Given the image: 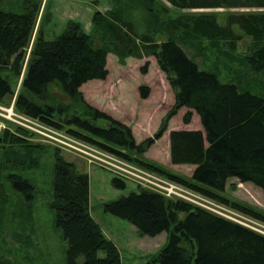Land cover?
Listing matches in <instances>:
<instances>
[{
	"label": "trees",
	"instance_id": "1",
	"mask_svg": "<svg viewBox=\"0 0 264 264\" xmlns=\"http://www.w3.org/2000/svg\"><path fill=\"white\" fill-rule=\"evenodd\" d=\"M131 1L128 8L134 7ZM136 1L147 15L148 31L139 34L126 10L114 9L105 15L98 11L93 23L109 46L97 48L77 21L68 22L55 40H46L41 27L46 15L42 14L38 25L43 4L27 2L23 14L0 10V104L9 106L8 99L15 97L18 112L264 223V213L223 197L232 178L264 193V96L240 89L236 82L222 83L218 73L201 69L182 46L206 41L225 59L264 75V11L194 12L264 9V0H164L171 8L160 0ZM160 31L166 37L162 42L155 40ZM246 37L252 39L250 52L238 54L239 43ZM110 53L121 61L128 56L155 57L175 90L174 107L157 133L142 143H137L131 127L88 104L81 92L85 84L108 78ZM229 73L237 79L240 69L230 68ZM21 78L16 95L14 82ZM139 92L143 100L150 97L147 86ZM183 108L189 110L184 124L192 123L195 112L203 128L169 135L172 165L195 167L189 180L143 159ZM33 137L12 124L0 132V192L4 179L23 193L26 202L32 201L35 187L14 171L39 167L48 150L31 141ZM54 160L52 208L56 227L68 243L67 264H122L120 250L92 216L89 175L59 149ZM127 183L117 176L113 180L117 189H126ZM105 212L129 221L140 236L167 233V245L147 264H264L263 235L182 200L139 187L138 192L106 204ZM0 264L9 263L0 257Z\"/></svg>",
	"mask_w": 264,
	"mask_h": 264
},
{
	"label": "rangeland",
	"instance_id": "2",
	"mask_svg": "<svg viewBox=\"0 0 264 264\" xmlns=\"http://www.w3.org/2000/svg\"><path fill=\"white\" fill-rule=\"evenodd\" d=\"M134 1L136 2L133 3L134 7L128 8L127 5L132 3L131 0H3L0 1V10L23 14L27 2L43 4L38 25L42 14L46 15L41 23L46 40H55L64 32L68 22L77 21L83 25L97 48L109 46V43L103 38V32L98 30L93 23L94 15L98 11L105 15L114 9L126 10L129 12L128 19L134 23L139 34L148 31L147 15L141 5L136 0ZM160 1L167 8H171L168 2ZM208 11L224 15L230 11L259 12L264 9H232L228 11L217 9L194 12ZM165 19L162 17V21ZM36 35L35 33L28 49L27 60ZM165 38L161 31L155 36V40L158 42H162ZM252 45L251 38H244L239 43L238 54L245 55L250 52ZM182 46L201 69L218 73L222 83L236 82L235 84H240V89L264 96V75L250 73L240 64L225 59L222 53L214 50L206 41L200 42L196 46L185 44ZM144 68L146 71H143ZM230 68L240 69L239 78L236 79L229 73ZM107 69L109 70L107 80L93 81L81 89L85 101L131 127L137 143H142L153 137L165 116L175 105V90L171 86L168 76L161 71L156 58L145 56L138 59L128 56L124 61H121L116 54L110 53ZM21 81L22 78L18 82H14L16 95L19 93ZM142 86H147L150 89V97L146 100L140 97L139 88ZM15 99V97L11 100L8 99L9 106L0 105L10 108L12 103H15ZM188 111L186 108L179 111L177 116L170 121L168 131L163 138L148 150L143 159L165 168H167L165 165H168L171 172L189 180L193 174L191 168L188 166L180 168L181 166L172 165L168 160L170 132L178 130L203 131L200 118L195 112H193L191 126L184 124L183 118ZM16 112L18 111L16 110ZM30 139L43 144L48 150L41 157L39 167L32 170L22 169V167L14 169V172L22 175L34 185L35 193L31 202H26L21 196L22 192H17L11 184L4 179L1 180L3 192H0V257L2 259L9 264H67L68 243L64 240L62 231L56 227L55 210L52 208L54 152L56 149L61 151L66 160L78 164V169L89 175L92 216L102 227L106 237L113 241L120 250L122 264H147L165 248L168 242L166 232L154 238L143 237L129 221L105 212L106 204L129 196L132 192H138V188L141 186L127 180L126 189H117L113 186V180L117 176L113 171L95 164L89 165L86 158L60 149L53 144L41 142L39 137ZM223 197L230 203L251 207L264 213V193L252 184H241L237 179L232 178L228 182ZM209 199H207L208 205L216 213L237 219L251 227L260 228L259 225H264L263 222L239 212L230 205ZM181 218L184 216L181 215ZM247 221H251L250 224ZM101 256L104 254L101 253ZM79 261L82 262L83 259L80 258Z\"/></svg>",
	"mask_w": 264,
	"mask_h": 264
},
{
	"label": "built area",
	"instance_id": "3",
	"mask_svg": "<svg viewBox=\"0 0 264 264\" xmlns=\"http://www.w3.org/2000/svg\"><path fill=\"white\" fill-rule=\"evenodd\" d=\"M9 124L28 131L36 138L39 137L41 142L53 144L60 149L86 158L89 165L95 164L111 170L117 175V177L131 180L139 186L158 193L168 199L182 200L192 205H198V207L202 209L238 223L264 236V225H259L260 228L253 226V228L237 219L235 220L231 217L228 218L216 213L208 205L207 199L209 198L204 195L180 183L169 180L156 172L142 168L96 145L80 140L68 133H63L61 130L46 125L38 119L18 113L15 110L14 102L10 108L0 105V132L9 128ZM247 222L250 224L251 221Z\"/></svg>",
	"mask_w": 264,
	"mask_h": 264
},
{
	"label": "crops",
	"instance_id": "4",
	"mask_svg": "<svg viewBox=\"0 0 264 264\" xmlns=\"http://www.w3.org/2000/svg\"><path fill=\"white\" fill-rule=\"evenodd\" d=\"M109 77V76H108ZM107 80V79H106ZM94 81H99V80H94ZM91 82H93V81H91ZM91 82H89V83H91ZM88 84V83H87ZM87 84H85V85H87ZM84 85V86H85ZM83 86V87H84ZM83 87L81 88V89H83ZM192 124V123H191ZM191 124H189L188 126H191ZM189 129V128H188ZM187 131H195V130H187ZM171 133V132H170ZM170 135V134H169ZM168 160H169V162H171V159H170V149H169V157H168ZM172 164V163H171ZM78 165V164H77ZM168 169H170V167H168V165H165ZM181 167L180 168H183L184 166H187V165H180ZM188 168H191V173H193V171L195 170V167L194 166H188Z\"/></svg>",
	"mask_w": 264,
	"mask_h": 264
}]
</instances>
